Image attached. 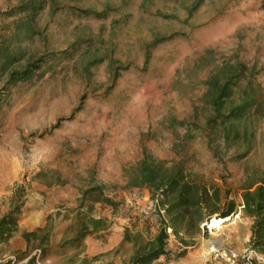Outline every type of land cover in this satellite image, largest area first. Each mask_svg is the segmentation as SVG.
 <instances>
[{
	"label": "rangeland",
	"instance_id": "obj_1",
	"mask_svg": "<svg viewBox=\"0 0 264 264\" xmlns=\"http://www.w3.org/2000/svg\"><path fill=\"white\" fill-rule=\"evenodd\" d=\"M197 1L0 0V12L29 10L1 20L11 26L8 37L15 21L25 26L0 64V94L9 96L0 107V220L21 191L19 204L28 196L54 206L29 242L24 230V250L15 251L17 242L0 247V263L27 264L46 250L40 264H95L66 243L84 222L105 218L121 222L124 235L109 264H130L163 228L156 201L164 199L128 185L145 153L180 165L203 186L229 190L237 206L244 184L264 180L262 0ZM161 39L170 40L155 45ZM239 62L249 70L225 111L241 103L247 85L257 106L233 127L211 129L205 83L216 67ZM94 186L114 204L85 201ZM237 213L234 230L203 231L182 257L169 237V254L153 264H205L206 241L248 246L252 220ZM61 219L71 221L63 238L55 233Z\"/></svg>",
	"mask_w": 264,
	"mask_h": 264
},
{
	"label": "trees",
	"instance_id": "obj_2",
	"mask_svg": "<svg viewBox=\"0 0 264 264\" xmlns=\"http://www.w3.org/2000/svg\"><path fill=\"white\" fill-rule=\"evenodd\" d=\"M262 9L264 10V0H262ZM28 11V8L24 7L19 11L0 12V64L9 56L10 50L19 40L20 32L25 26V23L20 20L15 21V32L12 37H8L6 35L10 32L11 26L1 23V20L12 18L16 14H25ZM33 11L34 15L38 11V7H35ZM29 22L31 20L28 19L26 23ZM168 40L170 39H161L155 45ZM248 70V67L241 62L235 65L226 63L222 67H216L208 78L205 83L207 91L203 101L214 112V116L208 121L209 128L233 127V121L246 116L251 109L257 106L255 90L252 89V86L247 85L241 92V103L225 111V104L237 93ZM8 90L6 89V91ZM8 97V93L0 94V107L4 105ZM179 124L185 126L184 122H179ZM128 185L131 188H148L158 197H162L164 199L162 206L165 210V215L161 216L163 221L161 232L145 252H138L133 257L130 264H153L162 256H167L169 254L166 249L170 237L169 229L172 230V235L182 246L183 250L179 257L186 255L188 249L196 245L205 223L214 217H231L238 208H242L244 216L252 220L249 246L264 255V180L249 181L244 184L239 195L241 204L237 206L235 200H230L231 192L229 190L222 194V190L218 186L213 185L210 188L203 186L186 173L180 165L169 167L164 161L145 153L134 171H131ZM24 196L25 193L21 191L16 199V205L0 220V247L6 245L18 230V222L23 215L24 206L19 202ZM83 198L85 201L94 198L96 203L114 204L105 195L104 188L101 186L91 187L84 193ZM102 224V219H89V222H84L77 237L68 241L66 245L82 246L84 239L101 229ZM91 228L93 229L90 230ZM34 235L35 232L26 233L24 238L29 242ZM46 258V250H42L39 258L31 257L27 264H40ZM20 260H10L0 264H16Z\"/></svg>",
	"mask_w": 264,
	"mask_h": 264
},
{
	"label": "crops",
	"instance_id": "obj_3",
	"mask_svg": "<svg viewBox=\"0 0 264 264\" xmlns=\"http://www.w3.org/2000/svg\"><path fill=\"white\" fill-rule=\"evenodd\" d=\"M33 196L37 197V195H33ZM33 201L35 200H32V197L27 196L25 198V204L23 206V215L18 222L19 232L15 233L14 236L6 244L7 246L10 245L12 247L16 242L19 243V247L18 249H15V251L24 250L26 247V243L23 240L24 230L26 231V233H31V230L41 228L43 223V216L45 217V215L51 213L54 209L53 205H44L41 202L38 205H34ZM40 214H42L41 217ZM242 215H243L242 209L239 208V213H237L235 216L236 218L241 219L240 217ZM230 218L231 221H229V223L225 227L234 230L235 226L237 225L236 224L237 221L232 220V216ZM101 219L103 221L102 224L103 227H101V229L96 230L95 232H93L84 239L81 246V248L84 249L82 253L83 255L82 257L91 260L93 258L96 259L95 264H101L103 262L109 264L111 263V260H113L112 257L115 247L119 243H122L124 241V235L123 232L121 231L123 230V226L121 222H115L111 225V223L107 224L105 218H101ZM70 223L71 221H67V220L63 221L61 219L59 225L55 230L57 236H59L60 238L69 236L68 230ZM105 223L107 225H104ZM92 229L93 228H91L90 230ZM103 234H105V239L102 237ZM250 238L251 235L248 236L246 241L247 243L250 242ZM71 239H72L71 237L68 238V240Z\"/></svg>",
	"mask_w": 264,
	"mask_h": 264
},
{
	"label": "built area",
	"instance_id": "obj_4",
	"mask_svg": "<svg viewBox=\"0 0 264 264\" xmlns=\"http://www.w3.org/2000/svg\"><path fill=\"white\" fill-rule=\"evenodd\" d=\"M156 202L158 203L160 216H164L165 210L163 206L159 205L160 201L158 199ZM212 221L213 219L202 226L204 232L208 231L212 234ZM168 233L170 237H174L171 229L168 230ZM204 256L205 264H264V255L250 246L235 250L226 247L223 243L214 242L208 247Z\"/></svg>",
	"mask_w": 264,
	"mask_h": 264
},
{
	"label": "bare ground",
	"instance_id": "obj_5",
	"mask_svg": "<svg viewBox=\"0 0 264 264\" xmlns=\"http://www.w3.org/2000/svg\"><path fill=\"white\" fill-rule=\"evenodd\" d=\"M229 221H231L230 217H227V218H214L213 221H212V224H211L212 235L213 236H217L218 232L221 231L225 227L224 224L229 222ZM214 242H216V241H206L204 243V246H210Z\"/></svg>",
	"mask_w": 264,
	"mask_h": 264
}]
</instances>
